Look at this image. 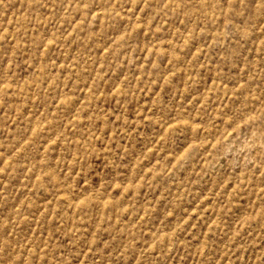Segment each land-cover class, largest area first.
Here are the masks:
<instances>
[{"label": "rangeland", "instance_id": "374dc122", "mask_svg": "<svg viewBox=\"0 0 264 264\" xmlns=\"http://www.w3.org/2000/svg\"><path fill=\"white\" fill-rule=\"evenodd\" d=\"M0 264H264V0H0Z\"/></svg>", "mask_w": 264, "mask_h": 264}]
</instances>
